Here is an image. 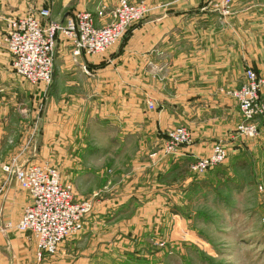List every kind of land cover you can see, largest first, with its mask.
<instances>
[{
    "label": "crops",
    "instance_id": "0c3cea01",
    "mask_svg": "<svg viewBox=\"0 0 264 264\" xmlns=\"http://www.w3.org/2000/svg\"><path fill=\"white\" fill-rule=\"evenodd\" d=\"M128 1L147 4L145 19L104 54L81 56L76 63L70 44L59 40L52 83L44 88L12 73L2 44L7 21L49 8L62 24L86 11L99 26L97 11L115 8L118 0H0V264H61L57 259L69 252L62 246L53 256L37 258L30 234L15 230L29 197L2 170L13 160L56 164L78 200L116 192L117 203L104 198L94 202V210L124 211L118 223L105 225L99 215L84 222L85 233L97 242L108 240L111 225L129 235L131 227L156 219L169 240L171 219L185 226L189 221L171 207L185 212L188 202L207 190L201 182L215 186L227 178L229 185L211 191L224 200L222 191L229 195L231 187L243 184L237 173L250 162L254 187H261L264 136L254 141L238 136L241 116L226 92L243 84L246 69L264 77V2L257 10L212 14L203 12V5L220 0ZM260 95L264 101V89ZM147 102L154 103L153 111ZM176 127L186 128L192 143L163 159L157 148ZM217 142L228 153L225 176L193 172L194 162ZM195 183L197 193L189 197ZM128 209L134 211L126 216Z\"/></svg>",
    "mask_w": 264,
    "mask_h": 264
},
{
    "label": "built area",
    "instance_id": "2783aa9c",
    "mask_svg": "<svg viewBox=\"0 0 264 264\" xmlns=\"http://www.w3.org/2000/svg\"><path fill=\"white\" fill-rule=\"evenodd\" d=\"M148 13L149 8L144 1L133 4L128 0H118L115 8L106 10L102 7L97 11L98 22L101 23L97 26L92 14L86 11L75 13L62 24L51 18L49 8H41L35 14L9 19L2 43L11 56L12 72L32 86L47 88L52 83L59 40L70 44L71 56L76 63L81 56L104 54L122 40L132 26L141 23ZM82 69L87 73L84 66ZM263 87L264 78L252 69H246L243 84L226 92L238 107L242 120L237 124L236 132L242 138L255 139L259 134L256 120L264 118V103L260 100ZM147 108L153 111L154 103L147 102ZM191 143L189 131L176 127L166 133L159 150L160 157L167 159ZM227 157L226 148L217 142L209 155L194 162L192 171L203 174L224 164ZM2 170L12 175L19 188L28 194L29 203L15 230L30 234L35 241L38 258L57 254L64 241L81 233L93 210V202L76 200L72 186L62 182L54 166L13 160Z\"/></svg>",
    "mask_w": 264,
    "mask_h": 264
},
{
    "label": "rangeland",
    "instance_id": "374dc122",
    "mask_svg": "<svg viewBox=\"0 0 264 264\" xmlns=\"http://www.w3.org/2000/svg\"><path fill=\"white\" fill-rule=\"evenodd\" d=\"M262 2L264 0H220L203 5L202 10L212 14H235L242 12V9L257 10ZM259 119L256 120L260 129L258 136L255 139H243L254 141L264 136V121L260 123ZM50 165L59 171L62 182L68 183L64 180L62 170L56 164ZM247 166L237 173L243 184L238 188L231 187L229 195L222 191V197L226 200H221L210 190H204L188 202L185 212L171 207V213H181L189 221L185 226L177 218L171 219L169 240L163 236L161 225L156 224V215L155 224L139 225L137 228L133 226L129 235L116 233L112 225L119 222L124 211H117L114 206L104 213L94 210V202L104 198L117 203L116 192L84 199L93 202V210L87 218L99 215L96 219H101L105 225L112 224L109 229L112 235H109L107 241L97 242L98 237H93L91 232L85 233L83 228L80 234L61 244L58 252L62 246L69 252L57 261L67 263L73 260V264H264V171L259 177L261 187L257 188L258 193L254 187L253 163ZM112 174H115L114 171ZM74 197L78 200L75 194ZM127 211L126 216L134 210ZM137 213V219H142L141 214ZM183 237L188 240L185 241Z\"/></svg>",
    "mask_w": 264,
    "mask_h": 264
},
{
    "label": "trees",
    "instance_id": "16d2710c",
    "mask_svg": "<svg viewBox=\"0 0 264 264\" xmlns=\"http://www.w3.org/2000/svg\"><path fill=\"white\" fill-rule=\"evenodd\" d=\"M242 120V119H241ZM165 138H166V134H165ZM206 175H213V176H217V175H222L225 176L226 174V167L224 165H219L211 170H208L207 172L203 173ZM226 179V180H225ZM223 181H217L216 185L214 186L210 181H203L200 184L203 186V188H206L207 190L213 191L214 193H218L220 186H224L226 187L227 185H229V180L227 178H225ZM190 194L189 197H192L194 194L197 193V184H193L188 188ZM220 197V194H217ZM49 256V255H48Z\"/></svg>",
    "mask_w": 264,
    "mask_h": 264
}]
</instances>
